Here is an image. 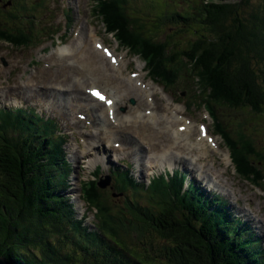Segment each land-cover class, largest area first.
Wrapping results in <instances>:
<instances>
[{
    "label": "trees",
    "instance_id": "trees-1",
    "mask_svg": "<svg viewBox=\"0 0 264 264\" xmlns=\"http://www.w3.org/2000/svg\"><path fill=\"white\" fill-rule=\"evenodd\" d=\"M252 2L189 0L182 12L167 10L151 37L143 36V24L137 34L120 17L113 23L150 66L147 56L159 61L162 79L172 83L194 68L213 94L205 100L213 114L224 104L249 116L236 139L228 136L230 149L238 174L261 185L264 149L255 147L251 130L264 115V4L252 8ZM168 62L173 68L164 67ZM21 118L0 113V258L9 264H264L261 240L228 201L187 185V174L170 184L162 178L150 189L122 174L121 187L138 188L123 207L110 206L95 184L84 186V198L99 206V228L90 229L63 192L72 172L65 138L49 131L29 142L22 134L31 125Z\"/></svg>",
    "mask_w": 264,
    "mask_h": 264
},
{
    "label": "rangeland",
    "instance_id": "rangeland-1",
    "mask_svg": "<svg viewBox=\"0 0 264 264\" xmlns=\"http://www.w3.org/2000/svg\"><path fill=\"white\" fill-rule=\"evenodd\" d=\"M253 1L255 3L252 2V8L254 7L257 8L260 5L262 6L264 4L263 0H253ZM72 2L73 4H71V7H73V10L75 9L74 15L76 19H80V21H84V19L86 18V13H85V10L83 11V13H81V10L86 0H72ZM159 2L160 3L150 0V5L147 7L152 13H154L153 12L154 10L157 11L158 9L163 11V6L161 5L163 3L162 1H159ZM168 2L170 1L168 0ZM56 6H57V13L55 14V16L56 17L61 16V12L59 11L60 7L58 4H56ZM178 6H179V9H181L180 6L184 8L186 4L179 3ZM141 7H142V11H145L147 9V7H144L143 2L141 3ZM20 9H22V6H20ZM44 12L45 11L41 12V16H40L42 21H47V22L51 21L52 19L51 17H49V15L45 16L44 18H46L47 20H44L43 18ZM154 18L155 20L157 18L154 14L150 15L149 20L147 21L151 29L153 28V26H151L152 24L150 20ZM36 21H39V20L36 18ZM75 25H76V21L73 22L72 29L75 27ZM83 27L85 29L83 34H90L92 31L91 35L93 36V32H94L93 24H92V28L88 27L87 24H84ZM72 32L73 30L70 33ZM160 33L162 34V32ZM31 34L34 39V33H31ZM30 37L31 36H29V38ZM184 38H187V36H185ZM30 39H32V37ZM50 44H51L50 41H44L38 44L36 46L37 48L36 54L38 57H41L40 59L41 62H45L47 61V59H49V60H52L54 63H56V67H57L56 68V82L58 85L66 84V86L71 85L72 88H74L72 90L73 91L72 93L67 94L69 97L68 98L69 102L75 101L76 103L80 104V100L78 99L84 97V95L81 94V90H80L82 87L77 85L76 79L78 78V76L82 77L83 75L88 74V73H83L84 68L82 67V66H87L90 70H92L95 73L94 77L97 82L102 83V85L105 87H109V88L116 90V92L118 93V97L121 98L120 100L121 104L118 106L120 110L121 108L122 109L124 108L127 111H129L130 107H132L131 113L134 112L135 110L134 116H140V113L145 114L148 108L153 106L151 105L152 103L148 101L150 99V97L148 96L149 93H147L144 88L139 87L138 92L135 90L134 85H136V80L134 81V84L132 85L130 80H128L126 77H121L119 76V73H114L116 77V81L114 82V84L108 81L107 77H112L114 76V74L109 73L108 71L109 68L103 62V60L105 59L101 58V56L97 53L95 48L90 47V50L88 49V46L90 44L88 41H84L80 43L79 45H77L76 48H72V52H71L72 56H69V57H64L66 55L62 54L61 51H59V47L63 46L62 44L60 46L56 45L55 47H52V48H50L51 46ZM79 46L80 48L79 50H77ZM31 50L32 49L27 50V51H31ZM41 51H42V55H38V53ZM1 56L2 54L0 55V57ZM147 58L151 59L149 56H147ZM9 62H10V67L8 70H4L2 68L0 69V86H3V84H5V81L8 79L10 72H12L17 66H20L21 69H25V66L28 63V60H25L21 57L18 59L10 58ZM133 62L137 65V67L135 68L136 70L138 69L139 74L142 72L140 78L146 79V81H148L151 88L157 86L159 89L157 92H161L163 89L160 88L158 85L154 84L151 81V77H148L149 70H142L144 64L138 59H135ZM73 64H75L76 66ZM70 65H73V66H70ZM70 69H74V72H71ZM122 69H123L122 73L129 74L128 71L131 68L125 70V66L123 65ZM192 69H193L192 73H195V69L194 68ZM39 73L40 71L38 68H33L28 77V81L30 83L37 82L38 86L36 87H41V84H40L41 77ZM20 75H22V73L18 75V81L21 78ZM188 79H189V76H188ZM204 81L206 82L205 79L200 78L199 84L205 89V87H207L208 84L204 83ZM89 83H92V80H89ZM184 83L192 84L190 80L184 81ZM46 84H47V79H46ZM110 85L112 86L110 87ZM66 86H65V89L67 88ZM21 89L22 87L18 88V90H21ZM10 91H12L11 87L6 90V93L4 92L5 96H7V94ZM123 91H126V92L129 91V94L124 95L122 93ZM191 92L192 91L189 90V93ZM177 93H178V90H177ZM177 93L175 94L176 96H178ZM45 95L54 96V99L51 100L52 102H57V98L61 99L59 94L46 93ZM202 95L204 96V99H207V97L209 96L213 97V94L210 93L209 90H207L206 92L203 90ZM33 96L35 95L33 94ZM158 97H160L161 102H163L164 95H159ZM86 99L89 100V98H86ZM132 100H135L136 104H132L131 102ZM146 102H148L150 105ZM14 103L15 101L10 102V99L4 98L2 95H0V107L6 106L9 108V107H12ZM23 103L24 104L18 102V105L19 106H22V105L31 106L34 108L37 107L39 109L43 108V107H39L37 105V102H35L34 100L30 101L29 99L28 102H23ZM222 106H223L222 109H218V112L219 110L223 112L222 116L224 120V126L226 127L228 132H230L231 126L233 128V124H241L243 120H249L248 118L249 116L245 115L247 116L245 117L239 114L238 113L239 110H236L235 108H229L224 104H222ZM70 107L72 109V112H70V115L68 118L70 117L75 118V114L77 113V111L82 112L76 106L70 105ZM103 114L104 112L102 111L101 107L96 106L94 108V118L93 119L96 122H98L95 128L96 130H98V132H96L94 135L90 136L89 138L86 135H82V134L80 136V134L77 131H74L72 127H68V125L73 126V123H71L72 121L68 120V121H64L63 123L60 122V127H61L60 130H63L65 133H67L69 137V141L67 144L68 149H65V151L69 154V156L71 154L74 157L75 161L73 162H75L74 163L75 167H79L80 165H82L81 163H84L85 165V162H82L81 158L76 155V153L79 154V152L84 149L85 145L91 147L93 150L98 151V152L107 153L109 151V148L104 144L105 141L103 137L98 134V133H101L102 135H104L103 129H107L108 131H115L117 135L116 139L119 141H120V135L122 133L130 134V132H127V131L126 132L117 131L111 125H108L103 120V117H102ZM185 116L187 117L189 116L192 121L197 122V126H194L193 128V141L194 142H196V140H198V137H199L197 120H200L201 118H204L205 120L206 118L205 121L208 122L207 124L210 125V128H211L212 122L207 116L205 117L204 114H197L196 118L190 116L188 113H185ZM96 117L100 118V120L97 121L95 119ZM104 117H105V114H104ZM147 124L148 125L144 126L143 130L139 133L136 130H134L137 133L132 134V136H135L136 138L124 139L125 142H128V143L131 142L134 145L130 153H127V151L123 149L110 151L112 155L109 156L108 154V162H104V165H105L104 167H106L105 172H107V170L111 168L117 169V167L120 165L119 162L120 163L122 162V164L124 162V164H127V165L132 164L133 165L132 169L135 172L134 175L136 176L137 179H139V183L141 185L146 184V187H148L147 184L149 182V179L152 177V174L149 176L145 173L146 176H144L143 179H141L139 175L136 174L138 172L137 166L140 165L138 164V162H147L144 164L149 165L153 162H156V159H155L156 152H160V153L168 152L164 156V159L162 160H160V158L157 159V161L166 162L164 165L158 168L155 163L154 165H152V167H149L147 169V167L141 164V166L144 168V171H148L149 173H153V175H156V174H161L167 171L174 172L178 170V171L187 172L189 174L190 180L195 177H198L199 180L200 179L207 180L208 183L200 184V188L202 187L204 190H206L205 192L207 194H210L209 191L204 187V185H206V187L208 189H211L213 192L221 193L223 197L229 202V207L232 206V208H234L236 215H239L246 221H251L252 223H254L255 227L258 229V230L256 229V231L259 233L260 236L264 237V191L258 188H257L258 190L254 189L244 179L238 178L237 176H235L232 165L229 166L230 160L225 156V153H229V151L227 150V148H225L224 143L220 137H217V136L214 137L215 142L216 143L218 142V145L220 146V151L211 149L208 146V148L210 149L209 150L206 149L207 154L205 155L198 153L199 150H196V148L193 147L191 143H186V145L184 146V142H181L180 147L176 145L173 148L168 149L169 143L172 146L174 145L175 137L171 138V136H169L168 134L167 135L163 134V133H166L167 131L166 129H163V127L160 128V122H156L153 124H150L149 122H147ZM135 126H138V125H135ZM251 133H253L251 134V137H252L251 140L254 142L255 147L258 148L259 150L261 148H264V115L259 120V122L252 128ZM162 135H165L164 137L166 139L162 138ZM168 138H171L169 140L170 141L169 143H167L166 141L165 142L162 141V140H168ZM138 142L142 143V147L140 148V150L143 153L138 150L139 149L137 145L139 144ZM94 143H96V146L92 145ZM157 146L159 147V151H158ZM154 147L155 149L153 150ZM187 147H191L193 152L191 150H188ZM134 149H136V153L139 154L141 158H143L145 161L140 160L136 155H134ZM74 152L75 154H73ZM173 162H175V165L172 169L169 166L173 165ZM261 167H263V165H261ZM199 174L206 176V177H201ZM80 176H81V173H80ZM84 176L85 178L88 177L86 173ZM147 176H149V178H147L146 180ZM260 184L264 188V181H261ZM71 185H72V189L69 192L70 195H67V196L68 197L71 196L73 198V201L76 203L77 215L79 217H82L83 216L82 214L87 210L83 206V201L79 199L80 193L79 192L74 193L73 192L74 186L72 182H71ZM108 187L109 186H105L104 188H106L107 192H111L112 198L108 199V201L106 200V202L110 206H113L112 204H118L121 207H123L124 200H129V197L127 196V194L134 193L133 191H129V193L128 191H126L125 193H117V192H114L116 190H109ZM142 192L143 191L141 190L140 193ZM146 198L148 199V196H143L140 200H142V202H147ZM85 216L87 217V218L85 217L86 223L87 224L89 223L90 224L89 226L93 228L94 227L93 225L95 224V218H94L95 216L88 212L86 213Z\"/></svg>",
    "mask_w": 264,
    "mask_h": 264
},
{
    "label": "bare ground",
    "instance_id": "bare-ground-1",
    "mask_svg": "<svg viewBox=\"0 0 264 264\" xmlns=\"http://www.w3.org/2000/svg\"><path fill=\"white\" fill-rule=\"evenodd\" d=\"M75 10V9H74ZM31 38V37H30ZM51 45V44H50ZM120 47H122V46H120ZM123 48V47H122ZM104 49H106V52L108 53V54H110V52H109V50L107 49V47L105 48V46H104ZM56 50V49H55ZM60 50H61V52L62 53H68V52H70V49L68 48V47H62V48H60ZM56 53V52H55ZM55 55H57V54H55ZM135 70V69H134ZM136 71V76H137V80H138V82L144 87V89L148 92V93H151V92H153V95H155L156 94V91H157V89H158V87L157 86H155V87H150V85H149V83H148V81H146V79H144V78H140V76H141V73L139 74V72H138V69L137 70H135ZM54 99V98H53ZM116 99V98H115ZM57 100H58V98H57ZM117 101V103L116 102H114V104H113V106L114 107H112V109L114 110V120H115V123H117V125L118 126H123L124 124L126 125L127 123H129L131 126H133L132 124H134V123H136L137 121H131V120H129L130 118H128V117H124V119L123 118H118L117 116H116V108H115V103H116V105H118V100H116ZM58 102H60V101H58ZM66 107H67V111H66V113L67 114H70V112H72V109H71V107L70 106H68L67 104H66ZM178 109H179V106H176V108H175V110H173V109H171L169 106H166V108H165V112H167V114H165V116H166V118H170L172 121H170L169 123L171 124V125H174V120L175 121H178V119H177V117H178ZM169 113H171L173 116H169ZM77 114H80V112L79 111H77ZM141 117L142 118H144V119H146L147 117H146V115H141ZM150 120H152L153 118H154V115H150L149 117H148ZM92 122H94L95 124H98V122H96L95 120H92ZM148 122H152V121H148ZM101 124V123H100ZM186 131L184 132V134L183 135H180V133L179 132H177V133H175L174 131H172V130H170V129H168L167 128V130L170 132V131H172L173 132V134H175V137H176V142L174 143V144H177L178 143V141L181 143V142H183V141H185V139H184V137H188V136H190L191 135V133H192V126L190 125H187L186 126ZM104 130V129H103ZM106 130V129H105ZM32 131V130H31ZM106 132H107V135L108 136H112V134H111V132L110 131H108V130H106ZM163 142H165V141H163ZM207 141L205 140V139H203V138H199V140H198V143H195V142H193V143H191V145L193 146V147H195L196 148V150H199L198 151V153H200V154H206V149H207ZM138 146H140L139 144H137ZM186 145V142L184 143V146ZM217 146V145H216ZM188 148V150H191L192 151V148L191 147H187ZM217 148H218V146H217ZM90 149H92V148H90ZM219 149V148H218ZM193 152V151H192ZM158 153H160V152H158ZM159 155L160 154H157L156 155V159L157 158H159ZM166 155V154H165ZM225 156L229 159V154L228 153H225ZM162 165H163V163H161ZM143 166H145V167H147V169L150 167V166H152V164H149V165H146V164H144L143 163ZM128 172L129 171H126L125 172V174H128ZM201 177H204L203 175H200ZM97 199V198H96Z\"/></svg>",
    "mask_w": 264,
    "mask_h": 264
},
{
    "label": "water",
    "instance_id": "water-1",
    "mask_svg": "<svg viewBox=\"0 0 264 264\" xmlns=\"http://www.w3.org/2000/svg\"><path fill=\"white\" fill-rule=\"evenodd\" d=\"M0 264H9L5 259L0 258Z\"/></svg>",
    "mask_w": 264,
    "mask_h": 264
},
{
    "label": "snow or ice",
    "instance_id": "snow-or-ice-1",
    "mask_svg": "<svg viewBox=\"0 0 264 264\" xmlns=\"http://www.w3.org/2000/svg\"><path fill=\"white\" fill-rule=\"evenodd\" d=\"M94 94L99 95V93H94ZM101 99H103V97H101ZM109 103H110V102H109Z\"/></svg>",
    "mask_w": 264,
    "mask_h": 264
}]
</instances>
